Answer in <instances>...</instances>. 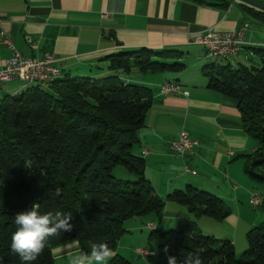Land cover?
<instances>
[{"label": "trees", "instance_id": "obj_1", "mask_svg": "<svg viewBox=\"0 0 264 264\" xmlns=\"http://www.w3.org/2000/svg\"><path fill=\"white\" fill-rule=\"evenodd\" d=\"M244 10L264 22L263 11L248 5ZM250 49L245 62L211 59L202 74L208 88L237 101L243 129L255 141V149L244 155V169L262 186L263 219L246 232L240 255L231 240L203 233L194 220L179 219L174 229L164 231L147 223L150 237L159 238L154 264H167L168 255L180 264L185 257L202 264H264V47ZM178 56L176 50L147 48L113 53L106 57L104 76L58 74L47 86L29 83L25 91L0 99V264H21L11 250L14 218L33 203L41 213L71 214L74 227L48 238L32 264H54L53 249L71 241L79 254H90L92 243H106L114 253L107 264H131L116 253L124 222L137 216L160 219L166 200L183 205L194 217L222 220L229 214L219 197L193 186L174 189L162 199L145 175L143 156L133 150L155 89L124 77L133 70L181 72L185 65ZM127 172L132 179H124Z\"/></svg>", "mask_w": 264, "mask_h": 264}, {"label": "crops", "instance_id": "obj_2", "mask_svg": "<svg viewBox=\"0 0 264 264\" xmlns=\"http://www.w3.org/2000/svg\"><path fill=\"white\" fill-rule=\"evenodd\" d=\"M225 1L226 7L190 0H0V68L11 54L8 43L27 57L51 54L62 77L104 76L106 57L113 53L139 48L178 51L185 65L181 72L165 70L162 77L144 80L135 75L123 78L155 89L133 150L143 156L145 175L162 199L187 186L219 197L230 210L224 219H192L203 233L231 240L238 254L246 248V232L263 219L260 203L250 202L253 191L261 202L262 186L244 169V155L255 149V141L243 129L237 101L207 87L202 68L212 58L193 39L208 27L229 31L246 22V44L228 58L233 64L245 62L250 48L264 47V22L244 10L247 3ZM167 80L175 81L179 90L161 93L158 88ZM21 87L23 91L30 84L1 83L0 99L17 94ZM182 130L198 145L177 155L170 146ZM143 150L147 154L142 155ZM190 216L183 205L166 200L158 224L151 219L147 223L166 230ZM140 228L141 234L149 229L144 224ZM125 229L135 231L127 224ZM53 254L54 264H70L80 255L75 241L54 248Z\"/></svg>", "mask_w": 264, "mask_h": 264}, {"label": "built area", "instance_id": "obj_3", "mask_svg": "<svg viewBox=\"0 0 264 264\" xmlns=\"http://www.w3.org/2000/svg\"><path fill=\"white\" fill-rule=\"evenodd\" d=\"M248 24L242 23L240 27L234 30L221 31L214 27L206 28L202 33L197 34L193 43L203 46L209 57L213 59H221L231 57L240 51V45L246 44L245 32ZM11 54L4 60L3 66L0 68V84L3 82L19 80L21 82H30L32 80H42L47 86L49 83V74L59 72L52 62L54 61L51 54H45L42 58L27 57L22 55L15 47L8 43ZM179 85H166V82L160 85V92L167 93L169 91H178ZM198 145V141L189 137L186 131L182 130L178 139L171 143V150L177 155H184L193 151ZM147 150H143L142 154H147ZM190 170V169H189ZM194 173L193 170H190ZM264 173V168H262ZM252 205L260 203L258 194L253 191L250 197ZM152 226L151 224H149ZM139 255L148 256L153 253L145 249H136Z\"/></svg>", "mask_w": 264, "mask_h": 264}, {"label": "clouds", "instance_id": "obj_4", "mask_svg": "<svg viewBox=\"0 0 264 264\" xmlns=\"http://www.w3.org/2000/svg\"><path fill=\"white\" fill-rule=\"evenodd\" d=\"M39 208V204L33 203L30 209L18 212L14 218L17 228L12 234L11 250L20 257L21 264H32L45 248L48 238L61 232H71L74 227L70 223L71 214L65 216L62 212L41 213ZM113 255L106 243H92L90 254L81 253L70 264H107ZM167 264H180V261L175 256L168 255ZM183 264H202V261L185 257Z\"/></svg>", "mask_w": 264, "mask_h": 264}, {"label": "rangeland", "instance_id": "obj_5", "mask_svg": "<svg viewBox=\"0 0 264 264\" xmlns=\"http://www.w3.org/2000/svg\"><path fill=\"white\" fill-rule=\"evenodd\" d=\"M211 58L213 59V57H211ZM218 62L220 64L225 63L222 61H218ZM134 75L136 77L140 78V80H144L145 78H148L151 75L162 77L161 73H155V74L146 73L144 76V73L138 72L137 70H133L131 72L130 76H134ZM20 89H21V91H19L18 93L25 91L27 89V87H23V91H22V87ZM180 132H179V134H180ZM179 134H178V136H179ZM177 139H178V137H177ZM120 169H122V171L126 172V170L124 168L120 167ZM127 174H128V172H127ZM128 176L124 175V179L125 178H128V179L133 178L129 174H128ZM192 217H194V216L191 215L190 216L191 219H188V220L196 221V219H192ZM148 219L153 220V222H155L156 224H158V222H159V219L154 215L150 216V218H142V216H137V217H132V218L127 219L123 225L124 228H125L126 224L129 226H133V227H135V229H134L135 231H134V233H132V232H129L128 230L125 229V232L119 237V240L117 243L116 253L125 257L131 264H154V261L156 258V253H157V246L159 243V238L157 236L150 237V233H151L150 229H147V230L143 229L144 233H142V234L140 233V231H142V230H140L141 229L140 227H143V224L146 225L148 222ZM136 226L139 229H136ZM175 227H176V225L173 227V229ZM168 229H171V228H167L166 230H168ZM159 230L164 231V229L163 230L159 229ZM136 249H145L147 251L152 252L153 254L151 257L139 255L136 252ZM241 253H242V251L238 252L237 255H240Z\"/></svg>", "mask_w": 264, "mask_h": 264}, {"label": "bare ground", "instance_id": "obj_6", "mask_svg": "<svg viewBox=\"0 0 264 264\" xmlns=\"http://www.w3.org/2000/svg\"><path fill=\"white\" fill-rule=\"evenodd\" d=\"M243 46H244V44H241L240 45V50H241V48H243ZM229 57H224V59L223 60H226V59H228ZM58 75V72L57 73H55V74H49V82L53 79V78H55L56 76ZM24 83H35V84H39L40 86H46L45 85V83H44V81H42V80H32V81H30V82H24ZM166 85H174V83H172V82H166Z\"/></svg>", "mask_w": 264, "mask_h": 264}, {"label": "water", "instance_id": "obj_7", "mask_svg": "<svg viewBox=\"0 0 264 264\" xmlns=\"http://www.w3.org/2000/svg\"><path fill=\"white\" fill-rule=\"evenodd\" d=\"M240 1L247 3L248 5L264 12V3L259 0H240Z\"/></svg>", "mask_w": 264, "mask_h": 264}]
</instances>
